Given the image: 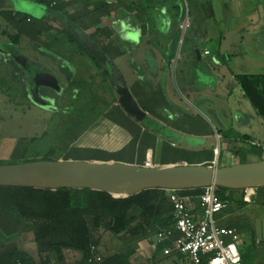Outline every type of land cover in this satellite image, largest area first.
Returning a JSON list of instances; mask_svg holds the SVG:
<instances>
[{"label": "crops", "instance_id": "0c3cea01", "mask_svg": "<svg viewBox=\"0 0 264 264\" xmlns=\"http://www.w3.org/2000/svg\"><path fill=\"white\" fill-rule=\"evenodd\" d=\"M36 1L41 5L49 2ZM57 1V10L48 8L46 11V23L30 32L31 42L40 51L44 45L53 50L59 36L41 44L43 35L38 32L43 33L48 26L53 29L54 25L61 28L60 34L65 36L72 30L74 39L68 35L67 41L71 43L69 47L79 41L81 47L74 55L82 60L70 59L67 63L74 67L76 74L79 73L76 67L86 66V74L93 72L87 79L96 81L98 86L100 83L103 90L110 86L109 100L116 113L111 116L105 109L102 117L81 136L94 127L103 129L95 145L83 146L96 154L84 157L71 154L58 160L139 166L151 160L155 168L229 167L264 160L261 135L254 133L252 125L262 126L264 120L236 80L240 75L264 76V0ZM16 7V0H0V34L7 36L11 43L12 36L26 35L25 26L31 28L29 24L34 23L31 17H27L30 22H21L24 17L14 11ZM187 13L191 30L183 35L179 24ZM84 48L90 53L84 55ZM51 49L49 52L56 54ZM3 53L0 52V60L5 57ZM31 80L29 77L28 84ZM67 80L74 81L71 77ZM57 83L55 87L61 81ZM126 90L145 113L143 121L128 115L120 105L119 99ZM49 95L52 100H58V95L51 92ZM100 96L98 94V100L107 97ZM16 142L13 138L0 141V161L9 162L17 157L28 159L17 154ZM202 193V189L180 193L189 198L195 218L202 215ZM245 195L243 190L224 192L230 205L218 214L217 224L234 229L239 235L237 247L242 264H264V188L252 192L251 203L245 201ZM112 198L120 207L128 197ZM169 198L170 191L158 190L148 192L143 199L158 207ZM132 203L128 218L135 221L119 234L111 230L114 226L111 219H103L96 228H92L90 221L94 241L90 248L96 246L104 261L131 251L128 264H193L188 257L177 253L165 256L163 250L171 242L158 244L156 241V233L163 229L161 224L171 218L169 207L163 206L156 220L154 215L142 213L140 202ZM122 210H117L115 215ZM10 219L8 217V224ZM3 234L0 256L16 248L41 264L42 257L32 231L16 226ZM178 237L176 233L175 238ZM63 256L59 260L53 252L50 261L52 264H95L85 261L83 253L73 249H65ZM111 264L124 262L116 260Z\"/></svg>", "mask_w": 264, "mask_h": 264}, {"label": "rangeland", "instance_id": "374dc122", "mask_svg": "<svg viewBox=\"0 0 264 264\" xmlns=\"http://www.w3.org/2000/svg\"><path fill=\"white\" fill-rule=\"evenodd\" d=\"M7 3L6 5H8ZM16 3L17 7L14 11L17 10L24 18H33L34 23L31 24V28L24 25L27 27L25 30L28 32L26 35L20 34V37L22 35L21 40L16 43L12 42L14 44L9 42L7 36L0 34V52L3 51L5 55L0 60V141H8L10 138H13L14 141H17V154L21 153L28 159L21 160L17 157L9 162L0 161V165H15L47 159L57 161L58 158L64 159L71 154L76 157H84L90 153L96 154L97 152L94 153L83 146L95 145L96 140L100 138L99 133L103 129L100 126L94 127L86 135L81 136L88 127L102 117L105 109L108 110V114L111 116L114 113L111 100H109L111 99L110 95L112 92L110 86H106V90H103L100 83V86H98L96 81L94 82L90 78L88 80L87 75H92L93 72L86 74V66L83 68L76 67L79 72L78 74L73 72L74 67H70L67 62L70 59L73 62H80L82 60L76 58L74 55L77 51L76 49L80 48L77 42L69 47L71 43L67 41L68 35L60 34L62 32L61 28L59 29L56 25H52L53 29L48 26L44 30L41 43L46 44L48 40L50 41L55 36H59L55 41V48L52 47V50L49 46L45 47L44 45L41 51L38 50V47L30 40V32L35 30L34 28H38L40 25L46 23L44 17L47 14L48 7L46 4H39L36 0H16ZM9 21H11L10 18ZM55 29L59 31H55ZM190 30L186 32V35L189 34ZM12 46L16 47L34 70L42 71L44 74L53 76L56 80L61 81L59 86L53 87L57 93H51L58 95V100L50 102L52 107L55 108V111L33 102L29 95L32 88H30L27 82L28 78L32 76V73L29 69H25L21 63L15 61L12 56ZM49 49L55 51L56 54H51ZM84 49V55L90 53L86 48ZM68 77H71L74 81L72 83L69 82L67 80ZM38 78H40L38 81L44 80L43 75L42 77L38 76ZM61 85L63 86L61 87ZM65 85H67L66 88H64ZM46 88L49 87L46 86ZM100 93L107 96L104 100H101L102 104L97 99L98 94L99 97H102ZM45 94L49 98V90L43 89L42 95L46 96ZM72 105L74 108H72ZM57 108L61 110H57ZM80 110H83V112ZM113 115L116 116V113ZM252 125L254 133L261 135V146L264 145V121L262 126ZM242 129L244 131L245 128ZM233 131L235 132V130ZM233 131L232 134H234ZM235 134L238 135V133ZM234 148L236 149V147ZM51 153H53L54 157ZM20 190L22 189L0 188V241L2 240L1 236H5L3 233L6 229H13L16 226L23 229L27 225L25 223L20 224L10 213V208L16 210L18 207L31 208L34 206L38 207L37 209H40L39 211H43L47 204H50L48 203L50 200L44 201L46 199L43 195H53V192L42 191L43 193L33 195V201L27 199L25 201V195ZM8 217H11L9 224ZM216 219L218 220V215Z\"/></svg>", "mask_w": 264, "mask_h": 264}, {"label": "water", "instance_id": "95a60500", "mask_svg": "<svg viewBox=\"0 0 264 264\" xmlns=\"http://www.w3.org/2000/svg\"><path fill=\"white\" fill-rule=\"evenodd\" d=\"M11 49L18 63L38 75L39 71L30 67L16 47ZM197 54L200 57V51ZM42 75L45 86L58 84L55 77L40 71ZM119 103L128 115L140 122L144 120L145 113L128 90L123 92ZM210 186L243 191L264 188V160L229 167L180 165L146 168L121 162L74 160L0 165V187L5 188L88 189L126 198L147 190L185 191Z\"/></svg>", "mask_w": 264, "mask_h": 264}, {"label": "trees", "instance_id": "16d2710c", "mask_svg": "<svg viewBox=\"0 0 264 264\" xmlns=\"http://www.w3.org/2000/svg\"><path fill=\"white\" fill-rule=\"evenodd\" d=\"M53 1L54 0H49L47 7L51 10H57L59 8V3L54 8L50 7L51 2ZM26 21L30 22L28 18H23L21 20L23 23H26ZM38 33L39 35L42 34V30ZM67 34L70 38L74 39V33L72 30H69ZM11 39L14 43L18 42L20 40V34L12 36ZM77 43L79 47H81L79 41H77ZM32 74L34 75L31 82L32 84H29L30 88H32L30 90L32 100L34 103H37L42 107L52 108L50 102L46 100L49 98H45V96L41 94V89L46 87L43 84L45 78L44 80L38 81L39 78L36 77L37 75L34 73ZM38 75L40 76V74ZM236 80L245 96L249 99L256 110L258 116L264 120V76L240 75L236 77ZM43 97L45 100H43ZM51 155L53 156V153H51ZM47 160L52 161L51 159ZM19 189H22L20 191L24 193L25 201H33V195H36V193H43L42 191L49 193L53 192V195H43L46 199L44 201L50 200V202H48L50 204H47L43 211H39L40 209L38 210V207L34 206L31 208L18 207L16 208L17 211L13 208H10L9 210L20 224H27L25 228L27 231H32L34 233L38 251L42 257L41 264H52L50 261V254L53 252L58 256L59 260H62L64 257L63 251L65 249L80 251L83 253L85 261H91L92 255L90 245L94 243L91 236V226L92 228H96L100 225L103 219H111L112 223H114L111 230L115 234L121 233L135 221V218H128V210L132 207V202H140L139 205L143 210L142 213H144V215H154L155 219L159 218L161 215L160 210L162 207L168 206L171 212V218L163 225L161 224V228L163 227L164 229L173 225L172 219L174 210L170 200L164 199L161 205L155 207L152 206L149 201H144L145 199H143L148 192L158 190H147L138 195L128 197L122 201L123 205L118 207V202H116L110 194L105 192H97L88 189H61L55 190L56 192L54 190L36 188L20 187ZM227 191L231 190L219 188L218 194L222 199H227L224 196V192ZM163 192L166 191L163 190ZM179 192L181 193L184 191ZM117 210H122L123 212L120 214L116 213L117 215H115ZM90 221H92L91 226ZM131 255L132 252L130 251L121 257L112 258L108 261L106 260L102 264H111L116 260L128 264L127 262ZM208 260L209 257H204L203 264H207ZM0 264L37 263L27 253L14 248L4 252L0 256Z\"/></svg>", "mask_w": 264, "mask_h": 264}, {"label": "built area", "instance_id": "2783aa9c", "mask_svg": "<svg viewBox=\"0 0 264 264\" xmlns=\"http://www.w3.org/2000/svg\"><path fill=\"white\" fill-rule=\"evenodd\" d=\"M58 1L51 2L50 7L54 8ZM191 27V20L187 13L179 24L182 34ZM209 54V52H206ZM253 145H258L253 143ZM264 149V148H263ZM146 168H155L148 160ZM200 196V207L202 215L195 218L190 209V200L180 194L179 191H170V202L173 206V225L159 230L156 233L158 244L170 241L163 253L170 256L174 253L188 257L193 264H203V258L209 257L207 264H242V257L237 247L240 240L234 229L222 228L217 224L216 216L229 208L230 201L222 199L219 188L210 186L202 189ZM252 190H245V201L252 202ZM179 234L175 238V234ZM91 261L95 264L104 262L103 256L96 246L91 247Z\"/></svg>", "mask_w": 264, "mask_h": 264}, {"label": "flooded vegetation", "instance_id": "af4514ba", "mask_svg": "<svg viewBox=\"0 0 264 264\" xmlns=\"http://www.w3.org/2000/svg\"><path fill=\"white\" fill-rule=\"evenodd\" d=\"M37 71H39V70H37ZM38 74H40V71L38 72ZM33 76H34V75L32 74L31 77L33 78ZM38 76H39V75H37V78H38ZM31 77H30V78H31ZM28 79H29V78H28ZM31 82H32V80H31ZM31 84H32V83H31ZM28 85H29V84H28ZM51 89H53V90L55 91V88H51ZM51 89H50V88H46V87H44V90H49V93H50V92L53 93L54 91L51 90ZM42 90H43V89H41V94H42ZM64 92H65V90H64ZM54 93H55V92H54ZM29 95H30V93H29ZM45 95H46L45 97H48L47 94H45ZM49 98H50V97H49ZM48 101L51 102V101H55V100H48ZM73 101H74V100H73ZM100 101H101V100H100ZM33 102H34V101H33ZM101 104H102V102H101ZM44 108H45V107H44ZM72 108H74L73 105H72ZM50 109L55 111V108H53V107L50 108ZM57 110H61V109H60V108H57ZM80 111L83 112V110H80Z\"/></svg>", "mask_w": 264, "mask_h": 264}]
</instances>
